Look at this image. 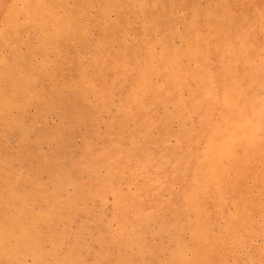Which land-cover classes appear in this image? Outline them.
Listing matches in <instances>:
<instances>
[{
    "label": "rangeland",
    "instance_id": "rangeland-1",
    "mask_svg": "<svg viewBox=\"0 0 264 264\" xmlns=\"http://www.w3.org/2000/svg\"><path fill=\"white\" fill-rule=\"evenodd\" d=\"M0 46V264H264V0H0Z\"/></svg>",
    "mask_w": 264,
    "mask_h": 264
},
{
    "label": "bare ground",
    "instance_id": "bare-ground-1",
    "mask_svg": "<svg viewBox=\"0 0 264 264\" xmlns=\"http://www.w3.org/2000/svg\"><path fill=\"white\" fill-rule=\"evenodd\" d=\"M223 3H224V1H223ZM224 4H225V3H224ZM219 5H220V4H219ZM226 5H227V4H226ZM221 6H222V4H221ZM227 8H228V7H227ZM217 9H218V8H217ZM223 9H225V8H223ZM228 10H229V8H228ZM79 11H80V10H79ZM222 11H223V10H222ZM214 12H216V9H215ZM214 12H213V13H214ZM226 12H228V11H226ZM76 13H77V12H76ZM211 13H212V12H211ZM215 14H216V13H214V15H215ZM74 15H75V14H74ZM78 15H79V14H78ZM78 15H77V16H78ZM211 16H212V14H211ZM232 16H234V15H232ZM45 17H46V16H45ZM208 17H209V16H208ZM203 18H206V17H203ZM210 19H211V18H210ZM213 19H214V18H213ZM234 19H235V18H234ZM236 19H237V17H236ZM202 20H203V19H202ZM204 20H205V19H204ZM207 20H208V19H207ZM215 20H216V19H215ZM222 20H223V19H222ZM227 20H228V19H227ZM3 21H4V20H3ZM5 21H6V20H5ZM8 21H9V20H8ZM208 21H209V20H208ZM214 22H215V21H214ZM216 22H217V21H216ZM233 22H234V21H233ZM235 22H236V21H235ZM228 23H229V22H228ZM3 24H4V23H3ZM232 25H233V24H232ZM230 28H231V27H230ZM228 29H229V28H228ZM5 30H6V29H5ZM233 31H234V30H233ZM9 32H10V31H9ZM12 34H13V33H12ZM26 35H27V34H26ZM212 36H214V35H212ZM212 36H209V37H212ZM225 36H227V35H225ZM14 37H15V36H14ZM14 37H13V38H14ZM215 37H216V36H215ZM193 38H194V37H193ZM223 38H224V36L222 37V39H223ZM3 39H4V38H3ZM212 39H214V38H212ZM212 39H211V40H212ZM37 40H38V39H37ZM211 40H210V41H211ZM219 40H220V39H219ZM212 41H213V40H212ZM5 42H6V41H5ZM189 42H190V41H189ZM195 42H196V41H195ZM207 42H208V41H207ZM243 42H245V41H243ZM243 42H242V43H243ZM2 43H3V41H2ZM2 43H1V44H2ZM44 43H45V42H44ZM191 43H192V42H191ZM191 43H189V44H191ZM196 43H197V42H196ZM196 43H195V44H196ZM216 43H217V44L215 45V47L213 46L214 43L211 45V46H213V50H215L214 48H216V46H218V41H217ZM228 43H229V41H228ZM248 43H249V42H248ZM12 45H13V44H12ZM42 45H43V44H42ZM45 45H46V44H44V46H45ZM192 45H194V44H192ZM209 45H210V44H209ZM243 45H244V44H243ZM245 45H246V43H245ZM245 45H244V47H245V49H246V48H247V45H246V46H245ZM7 46H8V45H7ZM205 46H207V43H206V45H204V47H205ZM223 46H224V45H223ZM223 46H222V47H223ZM248 46H249V45H248ZM0 47H1V46H0ZM188 47H189V46H188ZM244 47H243V48H244ZM47 48H48V47H47ZM210 48H211V47H210ZM227 48H228V47H227ZM227 48H226V49H227ZM39 49H40V48H39ZM2 50H3V49H2ZM211 50H212V49H211ZM239 50H240V49H239ZM39 51H40V50H39ZM99 52H100V51H99ZM99 52H98V53H99ZM101 52H102V51H101ZM107 52H108V51H107ZM203 52H204V51H203ZM208 52H209V51H208ZM240 52H241V51H240ZM242 53H243V52H241V54H242ZM132 54H133V53H132ZM91 55H92V54H91ZM102 55H103V54H102ZM107 55H108V54H107ZM234 55H235V54H234ZM24 56H25V55H24ZM93 56H94V53H93ZM99 56H100V55H99ZM127 56H128V55H127ZM131 56H133V55H131ZM183 56H184V55H183ZM125 57H126V56H125ZM235 57H236V55H235ZM237 57H238V54H237ZM20 58H21V57H20ZM24 58H25V57H24ZM100 58H101V57H100ZM126 58H129V57H126ZM126 58H124V59H126ZM25 59H26V58H25ZM93 59H94V58H93ZM102 59H104V58H102ZM163 59H164V58H163ZM163 59H161V61H162ZM232 59H234V58H232ZM232 59H231V60H232ZM236 59H237V58H236ZM126 60H127V59H126ZM129 60H130V59H129ZM164 60H165V59H164ZM168 60H169V59H168ZM171 60H172V59H171ZM175 60H176V59H175ZM218 60H219V59H218ZM218 60L216 61L217 63H218ZM93 61H94V60H93ZM119 61L122 62V57H121V60H119ZM95 62H96V60H95L94 62H92V64L95 63ZM121 62H119V63H121ZM170 62H171V61H170ZM176 62L178 63L177 60H176ZM22 63H23V62H22ZM90 63H91V62H90ZM90 63H89V64H90ZM98 63H99V62H98ZM117 63H118V62H116L115 64H117ZM164 63H165V62H164ZM168 63H169V62H168ZM263 63H264V62H263ZM263 63H262V64H263ZM87 64H88V62H87ZM126 64H127V63H126ZM160 64H161V62H160ZM160 64L157 63V65L161 66ZM165 64H166V63H165ZM179 64H180V62H179ZM260 64H261V63H260ZM262 64H261V65H262ZM96 65H98V64H96ZM101 65H102V63H101ZM103 65H104V64H103ZM124 65H125V64H124ZM127 65H128V64H127ZM181 65H182V64H181ZM181 65H180V66H181ZM120 66H121V64H120ZM128 66H129V65H128ZM241 66H242V65H241ZM252 66L254 67V65H252ZM15 67H16V66H15ZM94 67H95V66H94ZM104 67H105V66H104ZM108 67H110V65H109ZM125 67H126V66H125ZM125 67H124V68H125ZM181 67H183V65H182ZM184 67H185V66H184ZM250 67H251V66H249L248 68H250ZM262 67H263V65H262ZM20 68H21V67H20ZM23 68H24V67H23ZM105 68H107V67H105ZM173 68H174V67H173ZM179 68H180V67H179ZM237 68H238V67H237ZM239 68H240V67H239ZM239 68H238V69H239ZM246 68H247V67H246ZM255 68H256V65H255ZM260 68H261V67H260ZM260 68H259V69H260ZM16 69H17V68H16ZM176 69H177V68H176ZM184 69H185V68H184ZM259 69H258V70H259ZM17 70H19V69H17ZM20 70H21V69H20ZM53 70H54V69H53ZM96 70H98V69L96 68ZM127 70H128V68H127ZM177 70H178V69H177ZM185 70H186V69H185ZM255 70H256V69H255ZM255 70H254V71H255ZM260 70H262V72H264V68H263V69H260ZM260 70H259V71H260ZM102 71H103V70H101V72H102ZM188 71H189V70H188ZM251 71H252V69H251ZM15 72H16V71H15ZM54 72H55V71H54ZM181 72H182V71H181ZM13 73H14V72H13ZM19 73H20V72H19ZM48 73L50 74L51 72H48ZM70 73H71V72H70ZM95 73H97V72H95ZM98 73H99V72H98ZM260 73H261V72H260ZM14 74H15V73H14ZM41 74H44V73L42 72ZM176 74H177V73H176ZM178 74H179V73H178ZM180 74H181V73H180ZM180 74H179V77L181 76ZM189 74H190V72H189ZM196 74H197V73H196ZM198 74H199V73H198ZM242 74H243V73H242ZM182 75H183V77L185 76L183 73H182ZM206 75H207V74H206ZM240 75H241V74H240ZM25 76H27V75H25ZM44 76H46V75H44ZM50 76H51V75H50ZM52 76H53V75H52ZM71 76H72V75H71ZM71 76H70V77H71ZM186 76H187V75H186ZM194 76H195V75H194ZM233 76H234V75H233ZM233 76L231 77V75H230L231 78H233ZM235 76H236V75H235ZM255 76H256V75H255ZM255 76H254V77H255ZM262 76H263V74H262ZM42 77H43V76H42ZM177 77H178V76H177ZM190 77H191V76H190ZM195 77H197V76H195ZM200 77H201V76H199V78H200ZM203 77H204V76H203ZM211 77H213V75H212ZM237 77H238V76H237ZM239 77H240V76H239ZM10 78H11V76H10ZM14 78H15V77H14ZM14 78H13L12 82L14 81ZM26 78H28V77H26ZM77 78L79 79L80 77H77ZM77 78H76V79H77ZM180 78H182V77H180ZM185 78H186V77H185ZM231 78H229L228 80H230ZM18 79H19V78H18ZM24 79H25V78H24ZM41 79H42V78H41ZM52 79H53V78H52ZM70 79H71V78H70ZM76 79H75V81H76ZM209 79H210V78H209ZM22 80H23V79H22ZM54 80H55V79H54ZM226 80H227V79H226ZM231 80H232V79H231ZM18 81H19V80H18ZM63 81H64V80H63ZM63 81H62V82H63ZM73 81H74V80H73ZM73 81H72V82H73ZM185 81H187V80H185ZM256 81H257V80H256ZM20 82H21V81H20ZM25 82H26V81H25ZM205 82H206V81H205ZM227 82H228V81H227ZM227 82H226V83H227ZM254 82H255V81H254ZM63 83H64V82H63ZM68 83H71V80H70V82H68ZM78 83H80V82H78ZM199 83H200V82H199ZM202 83H203V82H202ZM208 83H209V82H208ZM14 84H15V83H14ZM14 84H13V85H14ZM16 84H17V83H16ZM206 84H207V83H206ZM254 84H255V83H254ZM66 85H68V84H65V86H66ZM15 86H16V85H15ZM22 86H23V85H22ZM253 86H254V85H253ZM253 86H252V87H253ZM17 87H18V84H17ZM19 87H20V85H19ZM63 87H64V86H63ZM255 87H256V86H255ZM14 88H15V87H14ZM55 89H56V88H55ZM173 89H175V88H173ZM53 91H54V94L56 95V93H55L56 90H53ZM53 91H52V92H53ZM61 91H62V90H61ZM69 91H70V90H69ZM75 91H76V90H75ZM222 91H223V90H222ZM252 91H255V90H252ZM59 92H60V91H59ZM70 92H71V91H70ZM72 93H74V92H72ZM72 93H71V94H72ZM241 93H242V92H241ZM246 93H247V92H246ZM246 93H245V94H246ZM58 94H59V93H58ZM62 94H63V93H62ZM74 94H75V93H74ZM74 94H73V95H74ZM202 94H203V93H202ZM204 94H205V93H204ZM243 94H244V93H243ZM69 95H70V94H69ZM69 95H68V96H69ZM205 95H208V94H205ZM205 95H204V96H205ZM248 95H249V94H248ZM60 96H61V95H60ZM198 96H199V95H198ZM61 97H62V96H61ZM61 97H60V98H61ZM70 97H71V96H70ZM74 97H75V96H74ZM250 97H251V96H250ZM241 98H242V97H241ZM64 99H65V98H64ZM64 99H62V100H64ZM74 99H75V98H74ZM72 100H73V99H72ZM223 100H224V99H223ZM59 101H61V100L59 99ZM66 101H67V100H65V102H66ZM219 101H220V100H219ZM258 101H259V100H258ZM69 103H70V102H69ZM93 105H94V104H93ZM91 106H92V105H91ZM91 106H90V107H91ZM68 107H69V106H68ZM68 107H67V108H68ZM87 109H88V107H87ZM71 110H72V109H71ZM85 110H86V109H85ZM90 110H94V108H92V109L90 108ZM74 111H75V112H74L75 114H76L77 112L80 113L79 111H77V112H76V110H74ZM81 111H82V110H81ZM96 111H97V110H96ZM84 112H85V111H84ZM94 112H95V110H94ZM94 112H93V114L96 113V112H95V113H94ZM68 113H69V112H68ZM82 113H83V112H82ZM89 113H91V111H90ZM70 114H71V113H69V115H70ZM73 115H74V114H73ZM78 115H80V114H78ZM81 115H82V114H81ZM88 115H89V114H88ZM95 115H96V114H95ZM95 115H94V116H95ZM67 116H68V114H67ZM75 116H76V115H75ZM82 116H84V115H82ZM210 116H211V115H210ZM210 116H207V117H210ZM248 116H249V115H248ZM255 116H256V115H255ZM70 117H71V116H70ZM86 117H87V116H86ZM207 117H206V118H207ZM80 118H81V117H80ZM82 118H83V117H82ZM72 119H73V118H72ZM204 119H205V118H204ZM204 119H203V120H204ZM210 119H211V118H210ZM212 119H213V116H212ZM245 119H246V118H245ZM248 119H249V118H248ZM68 120H70V118H68ZM73 120H74V119H73ZM84 120H85V119H84ZM203 120H202V121H203ZM206 120H207V119H206ZM208 120H209V119H208ZM242 120H243V119H242ZM87 121H88V119H87ZM211 121H212V120H211ZM238 121L240 122L241 119L238 120ZM94 122H95V121H94ZM205 122H206V121H205ZM214 123H215V122H214ZM93 124H94V123H93ZM205 124H206V123H205ZM256 124H257V123H256ZM203 125H204V124H203ZM219 125H220V124H219ZM223 125H224V124H223ZM204 126H205V125H204ZM215 126H216V123H215ZM225 126H226V125H225ZM68 127H69V126H68ZM205 127H206V126H205ZM209 127H212V126H209ZM209 127H208V129H209ZM217 127H218V126H217ZM223 127H224V126H223ZM241 127H242V126H241ZM245 127L247 128L246 125H245ZM252 127H253V125H252ZM69 128H70V127H69ZM212 128H213V127H212ZM215 128H216V127H215ZM219 128H220V127H219ZM219 128H218V129H219ZM70 129L72 130V128H70ZM222 129H223V128H221V130H222ZM204 130H206V129H204ZM241 130H243V129L241 128ZM210 131H211V130H210ZM217 131H218V130H217ZM249 131H250V130H249ZM255 131H256V130H255ZM60 132H61V131H60ZM208 132H209V131H208ZM208 132L206 131V133H208ZM215 132H216V131H215ZM244 132H245V131H244ZM247 132H248V131H247ZM251 132L253 133L252 129H251ZM64 134H65V133H64ZM71 134H72V133H71ZM202 134H203V132H202ZM204 134H205V133H204ZM212 134L215 135V133L213 132V130H212ZM230 134H231V133H230ZM233 134H234V133H233ZM244 134H246V132H245ZM67 135H68V134H67ZM69 135H70V134H69ZM109 135H110V134H109ZM220 135H221V134H220ZM225 135H226V134H225ZM225 135H223V136H225ZM228 135H229V133H228ZM65 136H66V134H65ZM70 136H71V135H70ZM111 136H112V135H111ZM209 136L211 137V135H209ZM206 137H207V136H206ZM206 137H205V138H206ZM232 137H233V136H232ZM201 139H202V138H201ZM201 139H200V140H201ZM225 139H226V137H225ZM68 141H70V140H68ZM201 141H202V140H201ZM65 142H66V140H65ZM203 142H204V140H203ZM227 142H228V141H227ZM108 143H110V142H108ZM106 144H107V143H106ZM106 144H104V145H106ZM228 144H229V142H228ZM113 145H114V144H113ZM119 146L121 147V145H119ZM231 146H232V145H231ZM112 147H113V146H112ZM106 148H107V146H106ZM121 148H122V147H121ZM107 149H108V148H107ZM121 150H122V149H121ZM226 150H227V149H226ZM105 151H106V150H105ZM108 151H109V149H108ZM119 151H120V149H119ZM119 151H118V153H119ZM85 153H87V152H85ZM116 153H117V152H116ZM116 153H115V154H116ZM230 153H231V152H230ZM82 154H83V153H82ZM86 155H87V154H86ZM100 155H101V154H100ZM107 155H108V154H107ZM111 155H112V154H111ZM188 155H189V154H188ZM101 156H102V155H101ZM101 156L99 157V159H101ZM108 156H109V155H108ZM114 156H115V155H114ZM81 157H82V156H81ZM84 157H85V156H84ZM229 157H230V155H229ZM88 158H89V156H88ZM102 159H103V158H102ZM181 159H182V158H181ZM82 160H84L83 157H82V159H81V162H82ZM90 160H93V159L91 158ZM90 160H89V162H90ZM176 160H177V159H176ZM179 160H180V159H179ZM76 161H77V160H76ZM86 161H87V160H86ZM115 161H117V160H115ZM115 161H114V162H115ZM186 161H187V160H186ZM217 162H219V161H217ZM217 162H216V163L214 162V164H217ZM78 163H79V161H78ZM84 163H85V162H84ZM84 163H83V164H84ZM95 163H96V162H95ZM111 163H112V162H111ZM189 163H192V162H189ZM187 164H188V163H187ZM74 165H75V163H74ZM85 165H86V164H85ZM88 165H89V164H88ZM116 165H117V164H116ZM188 165H189V164H188ZM191 165H192V164H191ZM193 165H194V164H193ZM73 167H74V166H73ZM73 167H72V168H73ZM79 167H80V166H79ZM134 167H135V166H134ZM192 167H193V166H192ZM195 167H196V166H195ZM218 167H219V166H218ZM129 169H130V168H129ZM135 169H137V168H135ZM193 169H194V168H193ZM74 170L76 171V169H74ZM175 170H177V169L175 168ZM188 170H190V169H188ZM200 170H201V169H200ZM130 171H132V170H130ZM130 171H128V172H130ZM186 171H187V170H186ZM192 171H193V170H192ZM194 171L196 172V170H194ZM194 171H193V175L195 174ZM76 172L78 173V171H76ZM138 172H140V171H138ZM184 172H185V171H184ZM201 172H202V171H201ZM72 173H73V171H72ZM175 173H176V172H175ZM208 173H209V172H208ZM70 174H71V173H70ZM211 175H212V174H211ZM209 176H210V174H209ZM213 176H215V175H213ZM199 177H200V176H199ZM209 178H210V177H209ZM209 178H207V179L209 180ZM194 179H195V178H194ZM210 181H211V180H210ZM194 182H195V180H194ZM202 182H203V181H202ZM207 182H209V181H206V183H207ZM200 184H201V183H200ZM204 184H205V183H204ZM208 184H209V183H208ZM209 185H210V184H209ZM203 186H205V185H203ZM211 186H212V184H211ZM198 188H199V187H198ZM194 189H195V188H194ZM196 192H197V190H196ZM204 192H206V190H205ZM203 194L205 195V193H203ZM186 196H187V195H186ZM197 196H198V195H197ZM201 197H202V196H201ZM189 198H190V197H189ZM196 198H197V197H196ZM197 199H200V198H197Z\"/></svg>",
    "mask_w": 264,
    "mask_h": 264
}]
</instances>
